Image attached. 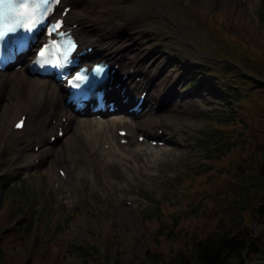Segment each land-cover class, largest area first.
<instances>
[{
	"label": "rangeland",
	"instance_id": "1",
	"mask_svg": "<svg viewBox=\"0 0 264 264\" xmlns=\"http://www.w3.org/2000/svg\"><path fill=\"white\" fill-rule=\"evenodd\" d=\"M131 2L92 0L70 15L81 16L93 35L106 28L121 35L120 44L129 46L126 56L140 65L141 80L155 82L151 93L162 100L154 114L168 124L163 128L168 144L154 149L158 160L144 156L133 161V170L119 178L118 188L102 156L90 162L76 154H82L77 148L79 166L86 161L94 179L82 177L73 197L71 189L49 179L47 164L39 169L30 165L35 155L27 152L29 147L33 150L30 119L24 130L11 134L8 129L21 112L11 111L5 119L0 114V225L9 230L4 247L15 262L32 249L30 231L37 241L35 264H107L115 258L139 264L147 252L168 256L172 237L200 218L201 212L191 211L204 201L200 190L213 181L219 188L226 184L214 165L203 161L205 117L221 111L222 105L209 83L215 67L232 57L231 50L220 47L222 38L230 41L236 36L244 43L238 31L244 36L254 32L264 54L262 0H148V6L127 7ZM7 95L5 90L3 97ZM185 101L187 108L180 107ZM111 117L118 116L104 118ZM111 171L118 172L116 167ZM10 193L15 197L8 202ZM118 197L129 203H117ZM170 226L171 239L163 234Z\"/></svg>",
	"mask_w": 264,
	"mask_h": 264
},
{
	"label": "trees",
	"instance_id": "2",
	"mask_svg": "<svg viewBox=\"0 0 264 264\" xmlns=\"http://www.w3.org/2000/svg\"><path fill=\"white\" fill-rule=\"evenodd\" d=\"M238 33L244 43L235 36L222 39L220 47L231 50L232 62L215 67L209 86L223 111L208 117L205 125L204 159L226 184L219 188L213 181L200 190L204 201L191 210L201 212L199 221L188 222L172 237L170 255L147 252L139 264H264V54L254 32ZM3 229L0 225V264H35L32 231L27 233L33 237L32 249L15 262L4 247L9 230ZM172 231L170 226L163 234L170 238ZM106 262L126 264L119 258Z\"/></svg>",
	"mask_w": 264,
	"mask_h": 264
},
{
	"label": "bare ground",
	"instance_id": "3",
	"mask_svg": "<svg viewBox=\"0 0 264 264\" xmlns=\"http://www.w3.org/2000/svg\"><path fill=\"white\" fill-rule=\"evenodd\" d=\"M91 1L62 0L65 5H71V9L74 10L79 7L88 6ZM94 1H98L100 4L104 3V0ZM146 5L148 6V0H132L127 7L133 8ZM82 14L86 16L85 13ZM66 22L67 26L72 29V34L79 42V48L92 47V50L85 56L86 61L90 59H104L108 63L113 62L114 65L118 64L119 67L114 73L115 78L118 80L121 73L124 74L132 70L128 80L124 83L121 81V85L128 87V90L124 94L127 103L122 102L123 97L119 93L115 97L116 103L120 106V111L128 115L96 119L86 114H75L65 105L64 92L60 84L53 82L51 79L34 77L27 69L22 68L10 71L6 77H0V114L3 119L11 111L15 114L21 112L28 115L30 121L33 123L30 142L32 140L36 144L41 145L37 152H34L30 147L28 148L27 152L30 151L33 155L35 153L34 158L39 160V163H35L33 159L30 165L36 167L47 164L52 169L49 179L58 183L59 187L65 186L67 190L71 189V194L74 197L77 183L82 177H92L94 179L93 174H91V177L89 176V170L85 165L86 161L79 166L81 161L79 162V158L74 155L77 148L82 150H79L82 154H76L79 157H86L87 161L90 162H95L98 156H102L108 167L106 170L108 171L109 177L114 180V183L118 184V188L119 178H127L128 174L133 170V161L137 162L142 155L146 156V160H158L157 156L159 154H156L154 150L158 147L151 148L148 146L141 153L139 146L136 147L131 144L132 140H135V144H140L137 142V135L135 136V134L138 133L141 135L142 128L149 127L153 122L154 126L159 123L163 127H166L168 124L165 123V120L161 119V116L154 114L156 113L155 108L159 101V99L155 100L151 93V86L155 82L152 79H144L141 82H134L132 80L134 75L141 73V68L136 61L131 62L129 56L125 57V52L129 51V46L126 45L124 47L120 44L119 37L121 35L115 32L113 28H111V31L108 30L110 28H106L96 35H93L87 28L88 24H86L81 16L75 17L69 15L66 18ZM73 24H76L75 28H73ZM5 73L6 71L3 72V75ZM151 83L152 85H150ZM5 90L8 92V95L3 97ZM141 90H149L148 96L154 103L152 105L148 104V106L151 105L148 113L153 116L143 118L145 116L143 110L139 114H133L128 111V106L134 102V95ZM188 105L185 101L180 107L187 108ZM63 117L65 118V122L62 121ZM150 120L153 122L145 125ZM38 124L40 127L37 126ZM59 126L63 127L65 134L61 139H56L52 144L48 145L44 137L48 132L57 133V127ZM70 129L72 132L68 136L67 132ZM123 129L127 130V136L124 139L129 137V140L127 144L121 146L119 143V139L121 138L118 136L117 131ZM12 131L13 129L9 127L8 133ZM64 138H66L65 142H63ZM42 144H45V149L42 148ZM57 144L59 148H54ZM106 144L108 148H104ZM141 145L143 144L141 143ZM25 148L27 149V144ZM61 164L66 167V172L69 174L67 184L61 180L59 174L54 173L57 166ZM112 167H116L118 172L111 171ZM120 189H123V187H120ZM116 200L119 203V198H116ZM130 208L135 209L136 207L132 205Z\"/></svg>",
	"mask_w": 264,
	"mask_h": 264
},
{
	"label": "snow or ice",
	"instance_id": "4",
	"mask_svg": "<svg viewBox=\"0 0 264 264\" xmlns=\"http://www.w3.org/2000/svg\"><path fill=\"white\" fill-rule=\"evenodd\" d=\"M41 2L42 3H45V4H47V3H58L59 2V0H41ZM4 35V33L2 32V31H0V37H2ZM46 55H47V53H46V51L45 50H42L40 53H39V57H40V59H38L37 61H36V63H40L41 62V60L44 58V57H46ZM22 126V124H17V127H21Z\"/></svg>",
	"mask_w": 264,
	"mask_h": 264
}]
</instances>
